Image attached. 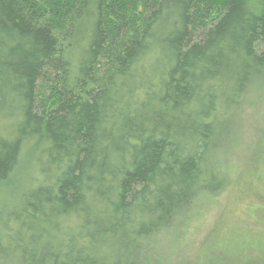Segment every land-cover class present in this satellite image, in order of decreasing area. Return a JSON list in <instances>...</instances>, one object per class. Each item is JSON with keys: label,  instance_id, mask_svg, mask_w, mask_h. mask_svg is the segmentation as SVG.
Instances as JSON below:
<instances>
[{"label": "trees", "instance_id": "trees-1", "mask_svg": "<svg viewBox=\"0 0 264 264\" xmlns=\"http://www.w3.org/2000/svg\"><path fill=\"white\" fill-rule=\"evenodd\" d=\"M244 3L245 0H0V170L7 171L15 160L25 126L36 138L35 147L47 156L48 171H59L60 153L66 155L76 139L96 140L97 126L107 108L120 105L133 113L158 103L175 109L189 95L185 65H192L185 57L183 62L177 59L161 72L146 55L142 56L146 41L152 38V26L161 17L171 20L168 46L182 50L191 45L189 51L199 57L203 45L198 37L211 38L216 29L233 22L240 25ZM83 17L91 19V27L86 50L81 52L74 49L72 37L77 28L75 21ZM139 24L144 25L143 34L137 28ZM209 24L214 27L209 28ZM125 30L132 31V38L123 55L115 58L105 76H98L101 53ZM233 54L243 69L259 70L264 66V9L239 26ZM208 63L215 68L219 61ZM207 71L211 75L212 69ZM153 111L161 119L151 118L150 132L143 120L136 125L139 135L132 139L140 144L132 145V149L139 152L140 159L134 170L117 176L101 163L90 173L87 169L96 164L92 157L94 144L92 150L78 145L76 166L56 178L55 186L40 185L20 208L6 217L0 214V250L7 246L19 252L21 264H96L82 242L91 233L76 243L71 234L67 244L54 243L53 229L59 231V224L71 228L86 209L94 210L112 227L127 229L134 223L136 197L129 201V191L154 170L153 164L173 143L168 138L171 124L163 121L158 110ZM112 123L115 126L116 122ZM124 123L134 125L135 119L128 115ZM114 146L117 150L123 148L115 142ZM80 153H86L83 160ZM173 163L180 164L186 175L197 168L195 156L183 160L177 157ZM157 204L163 201L158 199ZM56 208L59 220L53 225ZM255 251L246 255L213 248L205 264H264V247Z\"/></svg>", "mask_w": 264, "mask_h": 264}, {"label": "clouds", "instance_id": "clouds-1", "mask_svg": "<svg viewBox=\"0 0 264 264\" xmlns=\"http://www.w3.org/2000/svg\"><path fill=\"white\" fill-rule=\"evenodd\" d=\"M262 9L264 0H245L240 25ZM75 24L73 45L82 52L86 50L91 19L83 17ZM240 25L233 22L216 29L211 38L198 37L203 48L197 57L189 51L191 45L182 50L168 46L171 20L161 17L152 26V38L146 41L140 54L146 55L161 72L177 59L183 62L187 57L192 65H185L188 67L185 80L189 86L188 97L182 98L175 109L170 104L158 103L133 113L120 105L107 108L97 126L96 140L76 139L66 155L60 153L59 171H48L47 156L35 147L36 138L25 126L19 136L20 147L15 160L7 171L0 170V214L6 217L20 208L40 185L55 186L56 178L76 166L78 145L92 150L94 144L92 157L96 164L87 169L90 173L101 163L117 176L125 170H134L140 159L139 152L134 153L132 149V145L140 144L139 140L132 139L139 135L136 125L143 120L150 132L151 118L161 119L153 111L155 108L162 113L163 121L171 124L168 138L173 143L159 162L153 164L154 170L129 191V201L136 197L134 223L127 229L112 227L94 210L86 209L71 228L59 224V231L53 229L54 243L67 244L70 234L74 235L73 243H76L81 236L91 233V237L82 242L96 264H205L208 247L205 237L225 207L235 209L242 187L241 176L252 166L257 149L264 154V66L259 70L243 69L233 54ZM208 27L213 28L214 24ZM137 28L143 34L144 25L139 24ZM131 38L132 31L125 30L109 42L97 64L98 76H105V70L115 64L116 57L123 55ZM207 52L212 55H206ZM210 60H218L219 64L213 68L212 63H208ZM207 69H212L211 75ZM128 115L135 119L134 125L124 123ZM112 121L116 122L115 126ZM163 132L161 124L160 134ZM114 142L123 148L117 150ZM45 146H48L47 141ZM170 150H174V154L170 155ZM2 153L0 149V155ZM85 155L80 153V159ZM188 156L196 157L197 168L186 175L181 172L180 164L173 161ZM76 171L78 174L79 169ZM158 199L163 201L162 205L157 204ZM58 211L56 208L52 214L53 225L59 220L55 215ZM89 218L92 223H85ZM0 264H21L19 252L5 246L0 250Z\"/></svg>", "mask_w": 264, "mask_h": 264}, {"label": "rangeland", "instance_id": "rangeland-1", "mask_svg": "<svg viewBox=\"0 0 264 264\" xmlns=\"http://www.w3.org/2000/svg\"><path fill=\"white\" fill-rule=\"evenodd\" d=\"M241 181L235 209L225 207L205 237L206 253L218 248L248 255L264 247V154L259 149Z\"/></svg>", "mask_w": 264, "mask_h": 264}]
</instances>
